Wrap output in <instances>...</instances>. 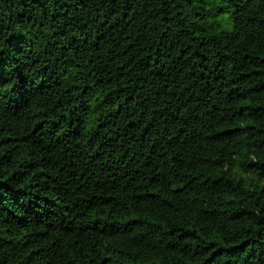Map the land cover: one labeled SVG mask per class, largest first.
<instances>
[{"label": "trees", "instance_id": "obj_1", "mask_svg": "<svg viewBox=\"0 0 264 264\" xmlns=\"http://www.w3.org/2000/svg\"><path fill=\"white\" fill-rule=\"evenodd\" d=\"M0 264H264V0H0Z\"/></svg>", "mask_w": 264, "mask_h": 264}]
</instances>
